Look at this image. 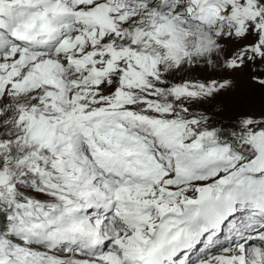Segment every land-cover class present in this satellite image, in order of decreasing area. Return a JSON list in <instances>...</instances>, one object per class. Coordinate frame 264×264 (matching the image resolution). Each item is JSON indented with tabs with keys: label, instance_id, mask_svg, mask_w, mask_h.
Segmentation results:
<instances>
[{
	"label": "snow or ice",
	"instance_id": "1",
	"mask_svg": "<svg viewBox=\"0 0 264 264\" xmlns=\"http://www.w3.org/2000/svg\"><path fill=\"white\" fill-rule=\"evenodd\" d=\"M0 264H264V0H0Z\"/></svg>",
	"mask_w": 264,
	"mask_h": 264
},
{
	"label": "rangeland",
	"instance_id": "2",
	"mask_svg": "<svg viewBox=\"0 0 264 264\" xmlns=\"http://www.w3.org/2000/svg\"><path fill=\"white\" fill-rule=\"evenodd\" d=\"M246 90H250V86H246Z\"/></svg>",
	"mask_w": 264,
	"mask_h": 264
}]
</instances>
